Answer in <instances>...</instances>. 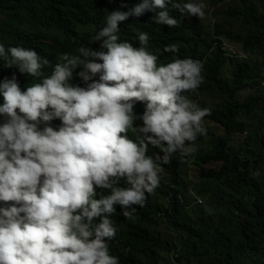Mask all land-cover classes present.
<instances>
[{"label":"clouds","instance_id":"obj_1","mask_svg":"<svg viewBox=\"0 0 264 264\" xmlns=\"http://www.w3.org/2000/svg\"><path fill=\"white\" fill-rule=\"evenodd\" d=\"M109 1L98 24L84 6L78 55L48 58L0 32L5 66L31 78L22 89L15 75L0 82V264H120L117 218L135 219L177 153L184 161L198 150L208 65L180 59L177 44L156 46L152 23L196 17L208 55L220 47L228 59L249 58L213 28L207 37L205 9L218 19L223 3Z\"/></svg>","mask_w":264,"mask_h":264},{"label":"trees","instance_id":"obj_2","mask_svg":"<svg viewBox=\"0 0 264 264\" xmlns=\"http://www.w3.org/2000/svg\"><path fill=\"white\" fill-rule=\"evenodd\" d=\"M206 1L213 6L223 3L215 14L239 22L236 29L219 21L215 33L237 44L249 58L228 59L220 47L208 55L212 41L201 38L204 27L196 17L180 18L177 27L152 23L156 46L174 43L180 59L205 60V88L221 100L205 116L214 129H206L195 142L207 138V149L184 161L177 153L164 171L167 182L147 195L143 207L134 206L135 219L117 218L120 246L113 251L120 264H264V0ZM113 5L109 0H0L1 36L48 58L78 55L84 42L76 23L84 6L98 24ZM5 65L0 58V82L13 75L21 89L30 82L29 75ZM190 160L193 164L183 172ZM212 162L214 167H205ZM189 169L213 182L197 186V193L207 197L205 205L187 207L195 200L184 195ZM114 207L124 211L118 204Z\"/></svg>","mask_w":264,"mask_h":264},{"label":"rangeland","instance_id":"obj_3","mask_svg":"<svg viewBox=\"0 0 264 264\" xmlns=\"http://www.w3.org/2000/svg\"><path fill=\"white\" fill-rule=\"evenodd\" d=\"M205 4L207 6V3H205ZM205 13H206L205 18L203 20H201V21L204 23L205 32L206 33H209V32L211 33V34H208L207 37H210L212 35V30H211L212 28L214 30H216L217 23L219 21L223 22L224 25H232V27H234L236 29L240 28V25H239L238 21H236L234 19L230 20L228 18L224 19L225 18L224 14H219L218 15V19H217V17L214 15V12L211 10V8H207L206 7ZM235 45L238 46L237 44H235ZM223 76L224 77H228V75L225 74V73H223ZM228 80H229V77H228ZM197 94L200 96L201 103L208 110L211 109L214 106V104L218 103L221 100V99H218V96L215 95L213 90H199V92ZM203 124L206 127V129H214V127H215L214 122L210 121L206 117H204V119H203ZM221 132H222V130L218 131V134H221ZM196 146H197L198 150L207 149V147L209 146L208 145V139L206 138L203 142H201L200 144H197ZM195 153L193 155H191L192 158L194 157ZM189 166L190 165H187V166L184 167V172H186V170L188 169ZM214 166H215V163H213V162L212 163H208V164L205 165V167H207V168L214 167ZM185 179L187 181L186 182L187 184H186V187H185L186 193L184 195L185 196L190 195L193 199L194 198L196 199V195H198L203 200V203L201 205H205V203L207 201V197L206 196H201L200 194L197 193V188H198L197 186H198L199 183H202V184H204L206 186L207 185H212L213 182H211V181H207L206 182V181H204L202 179H199V177H197L194 174V170H191L190 174L188 176H186ZM184 195H183V197H184ZM195 205H196V203L194 202V200H192L191 204H189L187 207H191V206H195ZM161 226L163 228L165 226V223H161ZM194 264H198V263H194Z\"/></svg>","mask_w":264,"mask_h":264},{"label":"built area","instance_id":"obj_4","mask_svg":"<svg viewBox=\"0 0 264 264\" xmlns=\"http://www.w3.org/2000/svg\"><path fill=\"white\" fill-rule=\"evenodd\" d=\"M231 53H232V54H236V53H237L236 49L231 48ZM198 202H199V203H202V199H198Z\"/></svg>","mask_w":264,"mask_h":264}]
</instances>
